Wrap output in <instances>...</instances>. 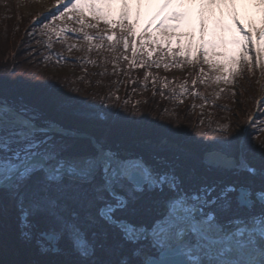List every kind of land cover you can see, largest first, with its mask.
Wrapping results in <instances>:
<instances>
[{
    "label": "snow or ice",
    "instance_id": "6c2138e0",
    "mask_svg": "<svg viewBox=\"0 0 264 264\" xmlns=\"http://www.w3.org/2000/svg\"><path fill=\"white\" fill-rule=\"evenodd\" d=\"M56 3L53 21L76 20L113 63L159 67L174 45L201 84L264 68V0ZM18 86L0 81V264H264V143L246 129L206 150L172 129L82 139Z\"/></svg>",
    "mask_w": 264,
    "mask_h": 264
},
{
    "label": "trees",
    "instance_id": "16d2710c",
    "mask_svg": "<svg viewBox=\"0 0 264 264\" xmlns=\"http://www.w3.org/2000/svg\"><path fill=\"white\" fill-rule=\"evenodd\" d=\"M14 1L0 0V81L19 82L16 93L38 105L46 118L89 135L110 129L137 137L179 130L181 142L201 150L216 147L215 141L230 139L242 129L252 143H264V68L250 73L245 67L229 77L230 83L201 84L198 77H204L195 60L188 63L174 45L171 54L158 50L153 55V60H161L159 67H131L123 59L113 63V54L104 49L87 50L76 20L53 21L52 14L58 16L61 5L25 15ZM53 23L58 25L55 31ZM61 28L66 34L60 33ZM124 54L132 59L130 51ZM203 67L207 73L208 66ZM146 74H150L147 79ZM234 79L238 92L233 89ZM236 93V101L251 102L249 108L243 106L248 110L240 131L233 126Z\"/></svg>",
    "mask_w": 264,
    "mask_h": 264
},
{
    "label": "rangeland",
    "instance_id": "374dc122",
    "mask_svg": "<svg viewBox=\"0 0 264 264\" xmlns=\"http://www.w3.org/2000/svg\"><path fill=\"white\" fill-rule=\"evenodd\" d=\"M14 2H15L14 4L17 5L18 10L25 15H37L38 13L43 12V11H47V10H49V9H51L57 5L56 0H18V1L15 0ZM254 19L258 22L259 14H254ZM243 23L245 25L248 23V19L246 17L243 19ZM261 69L262 68H259V71ZM222 73H223L222 70L218 71L217 75H220ZM220 84L221 83H219L218 85H220ZM233 89H236V92H238L239 86H238L237 79H234V81H233ZM238 96L239 95L236 93L234 95V97L232 98V99H234L233 105L235 106V110L233 111V115H234L233 126L236 128L237 131L238 130L240 131L242 123L244 121L243 116L246 114V111L248 110V109H244L243 106H245V103H246L245 107L249 108L251 106L250 105L251 102H250V100H247L245 103H243L242 101L239 102V100L236 101ZM253 117L254 116H252L251 118H253ZM78 125L83 126L82 123H79ZM79 133L87 134L85 132H79ZM81 138H83V137H81Z\"/></svg>",
    "mask_w": 264,
    "mask_h": 264
},
{
    "label": "water",
    "instance_id": "95a60500",
    "mask_svg": "<svg viewBox=\"0 0 264 264\" xmlns=\"http://www.w3.org/2000/svg\"><path fill=\"white\" fill-rule=\"evenodd\" d=\"M253 118H251V120H252ZM81 134V133H80ZM88 136H90V135H88V134H81V137H83V138H87Z\"/></svg>",
    "mask_w": 264,
    "mask_h": 264
}]
</instances>
